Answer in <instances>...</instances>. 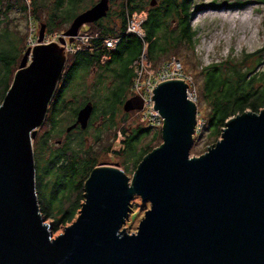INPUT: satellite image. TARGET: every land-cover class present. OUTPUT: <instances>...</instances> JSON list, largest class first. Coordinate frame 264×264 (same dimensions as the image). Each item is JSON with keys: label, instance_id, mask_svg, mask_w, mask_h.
Returning <instances> with one entry per match:
<instances>
[{"label": "water", "instance_id": "obj_1", "mask_svg": "<svg viewBox=\"0 0 264 264\" xmlns=\"http://www.w3.org/2000/svg\"><path fill=\"white\" fill-rule=\"evenodd\" d=\"M110 7L100 0L80 13L65 33L70 42ZM46 33L41 24L40 44L26 50L0 106V264H264V109L229 118L219 141L191 157L198 106L182 80L153 92L164 142L134 179L118 166H97L77 219L54 237L41 213L34 141L68 54L43 43ZM143 108L139 96L124 103L127 113ZM93 112L87 102L67 132L87 129ZM135 196L151 207L138 232L129 233L122 228Z\"/></svg>", "mask_w": 264, "mask_h": 264}, {"label": "trees", "instance_id": "obj_2", "mask_svg": "<svg viewBox=\"0 0 264 264\" xmlns=\"http://www.w3.org/2000/svg\"><path fill=\"white\" fill-rule=\"evenodd\" d=\"M96 2L31 0L29 3V0H0V106L14 83L28 40V34L20 28L19 23H13V11L20 10L27 15L30 13L36 22L38 20L47 25V34L66 33L75 18ZM152 2L121 0L114 18L113 12L109 11L107 17L93 23L95 32L106 36H122L116 50L107 51L100 42H95L93 50L69 55L70 68L62 76L46 120L41 126L45 129L44 134L34 143L41 213L45 220L55 219L54 231L60 226L73 223L86 200L85 184L98 166V159L94 157L95 150L87 149L85 136L96 114L100 113L107 118L104 126L106 131L114 128L113 140L119 132L123 133V151L120 155L123 154L136 167L162 140L163 128L147 140L154 127H146L140 122L137 125H125L131 113H126L123 125H116V115L123 103L135 96L127 94L134 85L133 64L142 55L146 43L148 58L155 67L162 61L168 62L177 57V52L183 47L195 50L200 39L199 32L193 26V9L198 10L200 6L196 4L197 0H161L155 7ZM257 3L264 5V0H257ZM248 4L249 0H237L233 6L243 8ZM127 9L130 12L144 9L149 11L148 20L144 24V39L136 34L125 33ZM113 20L121 22L119 29ZM108 52L110 57L103 61V56ZM253 62L256 64L251 65ZM202 73V100L210 107L208 113L202 116L214 139L222 137L229 118L247 110L259 113L264 107V84L260 85L264 83V49L256 53H245L239 59L231 57L216 62L204 68ZM91 75L95 76L92 84L89 83ZM81 97H85L82 103L79 100ZM90 101L94 104V112L89 127L86 130L77 128V138L72 135L74 130L67 132L69 134L66 139L60 141L58 144L61 145L56 148L52 139L64 133L66 112H71L70 119L73 122L80 108ZM109 150L110 144L105 151ZM75 176H82L81 181H76ZM76 192L79 194L74 200Z\"/></svg>", "mask_w": 264, "mask_h": 264}, {"label": "rangeland", "instance_id": "obj_3", "mask_svg": "<svg viewBox=\"0 0 264 264\" xmlns=\"http://www.w3.org/2000/svg\"><path fill=\"white\" fill-rule=\"evenodd\" d=\"M99 1L100 0H97V2ZM160 1L161 0H156L155 6H157V4L160 3ZM236 1L237 0H197L196 4H198L200 7H198V10H196L195 8L193 9V11L195 12L193 15V26L199 32L198 37L200 41L197 44L195 50H190L187 47H183L176 54L177 58L180 59L181 62L183 63L184 72L187 73L192 78L193 89H195L194 91L198 98V104H197L198 111L200 112L201 115H206V113H208L210 108L209 105H207V102L202 100V95H201L202 93L201 86L203 85V78H204V74L202 73L203 69L227 58L236 57V59H239L245 53H256L264 49V5L258 4L257 0H249L248 5L244 6L243 8H238L233 6ZM120 2L121 0H117L116 2H112L110 0V6H111L110 12H113V18L115 16L114 15L115 11L119 10ZM29 3H31V0H29ZM152 6L154 5L152 4ZM12 18H13V23L14 24L19 23L20 28L26 31V33L28 34L27 38H29L30 23L32 21L30 13L27 15L21 12L20 10H15L12 13ZM113 22L114 24L117 25V28L119 29L121 22H119L118 20L116 21L113 20ZM36 23L38 26V33H39L41 29V22L37 20ZM92 26L93 23H90L86 27H83V29L93 31L95 30V27L93 28ZM70 27L71 25L67 28V30ZM27 49H28V40L26 39V50ZM165 62L166 61H162L161 63L158 64L157 67H159ZM255 64L256 63L253 62L251 65H255ZM69 68H70V62L68 59L63 75H65V73L69 70ZM94 78L95 76L91 75V77L89 78L90 84H92ZM263 84L264 83H260V85ZM127 94L128 95L135 94L134 88H132V90L129 91ZM84 98L85 97L79 98L81 103L85 101ZM124 103L122 109L120 111L118 110L117 112L116 125L119 124L123 125L124 123L123 119L126 118L127 112H125L124 110ZM263 109L264 107L261 108V111ZM247 111H251V110H247ZM138 112L139 111L130 112L131 114L129 120L126 122L125 125L127 126L133 124L137 125L139 122V118L136 114ZM70 115L71 112H66L65 123L67 125L64 128V133L52 139V143H54L56 148L58 147V145H61L58 143L66 139L67 135L69 134L67 133L68 127L76 122V120L71 122L72 118L70 119ZM202 118L204 119L203 116ZM106 119L107 118H104L100 113L96 114L93 124L88 130V134L85 136L87 140V149H89L90 151L95 150L94 157L98 159L97 161L98 166L101 165L102 163H106L110 166H114V165L118 166L120 169L126 172L130 181H132L135 175L136 164L129 161L128 158L125 157L123 154L120 155V153L123 151V144L119 142V138H118L119 133L118 136H116V138L113 140L115 130L114 128L111 131L105 130L104 126H106L107 124ZM162 128H164V126ZM44 130L45 129L42 127L39 128L37 138L44 134ZM202 130L203 131L198 133L197 137L194 134L195 140L191 150V157H200L204 155L208 149L213 147L219 141L214 139V137L211 135V130L209 129V125L204 124ZM157 131H161V128L154 127L153 133L147 136V140H150L153 137L154 133ZM100 132H102L100 134L101 137L98 139V137L100 136L99 135ZM105 134H106V138H105ZM72 135L74 138L78 137L79 133L77 128L74 129V133L72 131ZM37 138L35 139L34 143L36 142ZM100 140H103V142L100 143L101 142ZM163 142H164V138L162 135V140L157 143L159 144L158 147ZM109 144H110V150L105 151L106 147ZM81 177L82 176L78 178V176H75L74 178L76 181L77 179L78 181H81ZM78 194L79 193L76 192V194L73 195L74 200L78 198L77 197ZM45 203L47 202L45 201ZM132 206L133 209L132 212L130 213V218L128 219V221L126 222V224L123 226L122 229L126 230L129 233H136L139 230L141 221L145 218L146 211L150 209L151 204L145 203L143 199L142 200L138 199L137 196H135V198L132 201ZM67 207L69 208V206H66V208ZM45 222L53 226L54 229L55 226L54 218L45 220ZM71 224L72 223L67 224L65 226H60L58 230L54 231V237L63 234V232H65L66 227Z\"/></svg>", "mask_w": 264, "mask_h": 264}, {"label": "built area", "instance_id": "obj_4", "mask_svg": "<svg viewBox=\"0 0 264 264\" xmlns=\"http://www.w3.org/2000/svg\"><path fill=\"white\" fill-rule=\"evenodd\" d=\"M127 14V34H136L142 39L146 36L144 24L148 20L149 11L146 9L135 12H130L128 9ZM28 48H34L39 42L38 26L36 21L31 18ZM87 25L83 26L86 27ZM83 27L79 30L78 35L75 37L74 42H70L69 37L65 33L53 32L46 33L44 42L45 44L57 43L63 46L66 53L73 54L83 50H93L94 43L100 42L103 48L107 51L116 50L118 44L122 40L121 36H106L101 32H93L85 30ZM148 44L146 43L142 55L134 62L133 67L135 70L134 77V93L144 101V108L138 110L136 114L139 118L140 124L148 127L162 128L164 125V118L160 115L159 111L155 109V100H153V92L156 87L170 79H184L189 85L188 95L196 104L198 98L193 89L192 78L184 73L183 63L177 57L172 58L163 66L155 67L151 60L148 58ZM110 57L109 52L103 56V61ZM205 124L202 115L198 111L197 126L195 129V136L203 131L202 128ZM119 142L124 139L123 133L119 132Z\"/></svg>", "mask_w": 264, "mask_h": 264}, {"label": "bare ground", "instance_id": "obj_5", "mask_svg": "<svg viewBox=\"0 0 264 264\" xmlns=\"http://www.w3.org/2000/svg\"><path fill=\"white\" fill-rule=\"evenodd\" d=\"M127 27V26H126ZM125 33H126V30H125ZM122 37V36H121ZM169 62V61H168ZM167 63V62H166ZM166 63H163L161 66H163V65H165ZM185 73V72H184ZM185 74H187V73H185ZM188 75V74H187ZM173 80H182V81H184V82H186L187 83V81H185L184 79H173ZM188 84V83H187Z\"/></svg>", "mask_w": 264, "mask_h": 264}, {"label": "flooded vegetation", "instance_id": "obj_6", "mask_svg": "<svg viewBox=\"0 0 264 264\" xmlns=\"http://www.w3.org/2000/svg\"><path fill=\"white\" fill-rule=\"evenodd\" d=\"M91 102V101H90ZM78 115V114H77ZM91 122V121H90Z\"/></svg>", "mask_w": 264, "mask_h": 264}]
</instances>
